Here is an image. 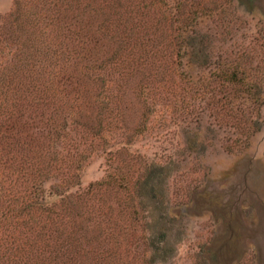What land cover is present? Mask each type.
Listing matches in <instances>:
<instances>
[{"label":"rangeland","instance_id":"1","mask_svg":"<svg viewBox=\"0 0 264 264\" xmlns=\"http://www.w3.org/2000/svg\"><path fill=\"white\" fill-rule=\"evenodd\" d=\"M144 1L0 0L5 234L26 232L15 207L38 183L65 197L112 176L127 193L87 196L77 229L56 209L91 264L115 243L123 263L150 264L143 214L173 248L153 264H264V104L253 129L254 107L211 79L238 69L264 100V0ZM47 52L58 66L40 70ZM151 165L167 173L159 204L139 196Z\"/></svg>","mask_w":264,"mask_h":264},{"label":"trees","instance_id":"2","mask_svg":"<svg viewBox=\"0 0 264 264\" xmlns=\"http://www.w3.org/2000/svg\"><path fill=\"white\" fill-rule=\"evenodd\" d=\"M144 2V0H139V4L142 7H146ZM31 25L34 29L42 28L43 22L33 19ZM100 35L102 38H106L105 35ZM43 56L45 57L40 70L51 67L54 69L58 66V60L50 58V53H44ZM56 56L59 55L56 54ZM115 58H119L118 53L112 58L111 64L115 63ZM97 68L104 70L102 64ZM211 79L221 86L231 88L236 92L237 97L244 98L254 107L256 118L250 121V126L253 129L257 128L259 125L260 108L264 104L263 87L258 83L250 82L245 76L240 74L238 69L221 71V73L214 75ZM228 102L229 105L232 103V101ZM2 104L7 107L9 106L6 102ZM240 125L241 123L237 124V127L240 128ZM166 177L167 173L164 168L151 165L144 174L141 183H139V196L151 202L157 200V204H159L160 199L158 197L163 191V183ZM45 183V181L38 183L35 191L31 195L26 196V199L18 201V206L15 207L16 216L20 215L23 219L17 225L25 229L26 232L20 230L17 236L6 235L5 227L8 225L7 221L0 220L3 225L0 227V264H85L86 262L91 264L89 255L92 253V246L89 242L86 246H83V242L75 234L73 236L74 242L67 240L68 236H71L75 230L63 237L67 227L61 225L63 216L59 212H56V209L60 208L63 212L69 213L71 216L68 218L72 217L77 222V217L73 216L72 209L76 208V205L81 208L87 196L90 197L105 189H115L118 193H127V187L120 184H116L117 186L113 185L115 183L112 181V176H109L108 180L93 183L83 192L73 194L72 196L57 197L56 192H58V188L55 187L47 191L44 186ZM79 189L81 187L78 188V191ZM50 193L53 194L52 198L48 195ZM73 198L77 200H73ZM157 204L154 203L149 207L158 211L162 215L161 217H165ZM124 210H127L130 216L135 215V219L140 215L139 212H141H138L131 204L129 207L125 206ZM79 219L84 220L82 214L79 215ZM87 220L89 221L90 218ZM140 221L143 230H148L147 243L150 264H153L155 261L164 263L173 252V248H170L168 245L166 232L163 228L151 230L145 214L141 216ZM76 222H74V226L77 229L78 222ZM84 233L86 232L84 231ZM113 248H117L116 243ZM113 248H110L111 252L107 253V255L100 254L101 260L97 259V263L94 262L92 264H98L99 261H104L105 264H113V260L114 262L115 260H119L120 264H125V262H122L120 254L119 257L115 255Z\"/></svg>","mask_w":264,"mask_h":264}]
</instances>
